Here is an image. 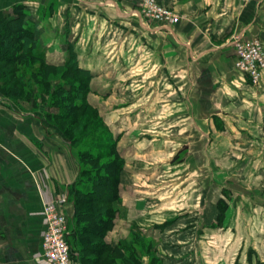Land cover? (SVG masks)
Returning <instances> with one entry per match:
<instances>
[{
    "label": "crops",
    "instance_id": "0c3cea01",
    "mask_svg": "<svg viewBox=\"0 0 264 264\" xmlns=\"http://www.w3.org/2000/svg\"><path fill=\"white\" fill-rule=\"evenodd\" d=\"M23 1L38 3L45 14V20L32 19L31 29L40 40L41 58L61 65L72 48L76 64L92 75L91 83L96 86L91 89L92 96L127 97L137 92L131 88L135 80H154V93L176 98V107H182L192 118L194 129L202 130L204 138L209 137L208 142L236 145V149L243 145L264 146V77L256 85L236 71L231 44L237 34L264 43V0H158L182 18L169 30L143 19L134 0H0V15ZM52 9L54 13H50ZM123 80L130 82L129 86L124 84L117 90L115 84ZM122 106L126 109L127 103ZM21 117L30 118L0 101V264H41L45 230L42 210L45 203L59 197L67 200L63 208L68 219L71 264H82L77 241L88 234L80 233L81 237L74 231L73 225L79 222L83 226L84 220L75 218L74 202L70 200V187L79 171L76 160L64 139L56 133L39 138L36 122L21 121ZM127 124L135 128L131 116L124 122L125 128ZM139 124L140 129H152L158 122L155 125L140 120ZM131 136L129 132L117 139L118 152L124 158L121 178H125L118 189L119 201L113 203L114 217L102 239L91 236L107 250L118 247L124 258L127 209L136 207L127 204V168L133 169L128 162L136 159V152L144 158L161 150L142 149L139 146L143 143L138 144ZM254 149L253 154L260 150ZM186 150L176 148L175 156L189 158L190 150ZM152 170L140 165L139 171L133 170L129 176L148 177ZM91 229L98 234L99 225ZM158 240L155 248L160 247ZM248 250L252 256L249 261L261 263L253 243ZM97 254L100 256L99 251Z\"/></svg>",
    "mask_w": 264,
    "mask_h": 264
},
{
    "label": "rangeland",
    "instance_id": "374dc122",
    "mask_svg": "<svg viewBox=\"0 0 264 264\" xmlns=\"http://www.w3.org/2000/svg\"><path fill=\"white\" fill-rule=\"evenodd\" d=\"M156 1L179 17L178 25L181 16ZM134 2L140 13L137 0ZM39 9L38 3L30 5L23 1L11 6L5 16L6 19L16 18L14 24L23 23V27L33 29L32 19L45 20V14ZM50 13H54V9ZM142 18L161 28L159 22L144 16ZM2 24L0 101L12 106L20 114L30 116L21 117L20 120L35 121L40 128L37 130L39 138L56 133L62 139H68L67 143L72 147L74 155L88 150L110 153L112 148L108 144L113 142L115 154L122 161V168L124 158L118 152L117 139L125 133L129 135L131 132L133 140L138 144L143 143L139 146L142 149L161 148L157 155L144 158L136 152L140 159L137 156L128 162L133 169L127 168V186L130 187L127 204L136 205L133 210L127 209V257L131 255L132 260V256H135L132 263L256 264L253 259L249 261L252 256L248 249L253 243L258 248L259 264H264V146H255L260 150L253 154V145H243L236 149V145L221 146L212 140L208 142L209 137L204 138L202 130L194 129L192 118L184 113L182 107H176V98L154 93V80H135L131 88L137 92L127 97L92 96L91 89L96 87L91 83L92 75L88 71L80 75L82 70L76 64L72 48L68 50L67 60L61 65L44 61L49 66L46 68L40 60H33L31 53H39L40 42L34 34L32 42L20 48H24L22 51H25V55L17 56L18 62L10 60L7 55L6 59H2L3 50L8 47V39L13 38L9 30L11 26ZM239 35L246 40L255 39L264 47L259 38H247L242 34L235 37ZM18 68L21 69L20 74L16 72ZM129 71L130 68L127 73ZM124 84L129 86L130 82L117 81L115 86L120 90ZM125 103L126 109L119 107ZM67 105L75 108L66 109ZM130 116L135 128L129 124L128 128L124 126ZM140 120L148 124L155 122V125L157 121L158 125L152 129H140ZM113 121L117 123L114 126L111 124ZM102 138L107 145L101 148ZM88 145L90 147L87 148ZM37 147L40 145L37 144ZM178 147L189 148L190 157L183 154L176 157L174 150ZM127 151L130 152L129 148ZM113 154L108 157L110 159L94 163L84 159L82 165L85 169L95 170L111 160ZM140 165L143 169H153L152 175L129 176L133 170L137 173ZM122 170L117 177L118 189L125 178H121ZM81 180H85V177ZM243 193L245 197H240ZM248 196L254 197V200H248ZM70 200L73 201L72 196ZM49 202L67 205V200L62 197ZM86 206L81 204L80 209L85 210ZM62 210L65 214L63 207ZM193 222V226L189 225ZM82 224L86 227L90 223L84 220ZM76 227L78 236H81L78 223ZM157 238L160 244L158 250V247H154ZM100 244L103 243H98L89 234L77 241V247L81 248L83 255L82 264H127V258H124L118 247L114 250L109 247L107 250V247L104 249L105 245ZM99 249L103 251L100 256L97 254Z\"/></svg>",
    "mask_w": 264,
    "mask_h": 264
},
{
    "label": "trees",
    "instance_id": "16d2710c",
    "mask_svg": "<svg viewBox=\"0 0 264 264\" xmlns=\"http://www.w3.org/2000/svg\"><path fill=\"white\" fill-rule=\"evenodd\" d=\"M15 19L14 18L6 19L5 15H0V23L3 22L2 25L4 26H8V25L11 26L9 30H11L12 37H13L11 39H8L7 43L8 45H11V47L6 48V50H3L4 52L2 54V59H6L7 58L6 55H7L10 58V60L15 59V61L18 62L17 56L25 55L24 53L25 51H22L24 50V48L22 49L20 48L23 45L32 42L31 40L33 37V30L26 28L25 26L23 27L22 26L23 23L14 24L13 22ZM20 28H21V32L19 31ZM31 56L33 57V60H38V61L40 60L45 65L46 68L49 67L44 63V60L41 58V55H38L36 52H33L31 53ZM76 70L81 71L79 68H76ZM16 72L20 74L21 69L18 68ZM82 72L84 71H81L80 75L82 74ZM62 92H67V91L65 90ZM68 107L69 106L67 105L66 109ZM73 108H70V109L72 110ZM65 138L67 137L65 136ZM67 140L65 141L68 142ZM101 141H102L100 143V145H102L101 148L107 145V143L105 144L103 142V138L101 139ZM88 147H90V145H88L87 148ZM108 147H110V149L112 148V152L102 154L101 151L95 153L91 150H88L85 153H81L82 155L81 154L74 155L72 147L70 146L72 155L73 157L75 156L74 158L79 168L76 181L74 185L72 186V188H70L71 189L70 194L74 202L75 218L80 219V220L83 219L90 223L89 226L84 227V226H80L78 222V228L81 231L80 232L81 234L83 232H86L90 236L94 235L96 237L97 235H99L100 239H102L106 231V228L112 221L115 211H116L115 207H113V203L114 202L116 203L119 201V192H118L119 181L117 177H118V173L121 172L122 170V167H121L122 161L120 160V157L115 154L116 149H115L113 142L111 144H108ZM112 153L114 154L111 160H109L108 162L107 161L104 162L100 168H97L95 170L85 169L82 165L83 164L82 160L84 159H89L91 160L90 161L91 163H94V162H97L98 160L102 161V160L110 159L108 157L112 156ZM115 175L116 177H114ZM82 177H85V180L82 181L81 180ZM81 204L87 205L85 210L80 209ZM76 223L77 221L76 222L74 221V224ZM97 224L99 225L98 234L94 233V231L92 232V229H91L92 225L95 226ZM76 228H77L76 225L75 226L73 225L74 231L78 232ZM100 245L104 246L103 244H100ZM105 248L106 246H104V249ZM102 252L103 251H100L99 249V253H102ZM130 256L127 257V264H135L131 262V261L133 262L135 261V256H132L133 258L132 260L130 259Z\"/></svg>",
    "mask_w": 264,
    "mask_h": 264
},
{
    "label": "built area",
    "instance_id": "2783aa9c",
    "mask_svg": "<svg viewBox=\"0 0 264 264\" xmlns=\"http://www.w3.org/2000/svg\"><path fill=\"white\" fill-rule=\"evenodd\" d=\"M140 14L159 22L162 29L169 30L179 22V17L157 4L156 0H137ZM235 48L234 66L252 84H258L264 75V47L257 40H246L240 35L231 41ZM60 203V202H59ZM45 203L42 216L45 230L42 235L41 264H71L67 241L68 219L63 204Z\"/></svg>",
    "mask_w": 264,
    "mask_h": 264
}]
</instances>
